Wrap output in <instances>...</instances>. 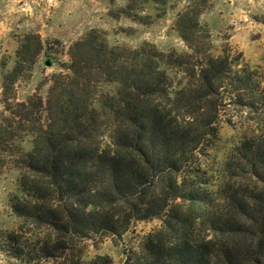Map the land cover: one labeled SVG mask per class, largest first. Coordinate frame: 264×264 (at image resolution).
<instances>
[{"label":"trees","instance_id":"obj_1","mask_svg":"<svg viewBox=\"0 0 264 264\" xmlns=\"http://www.w3.org/2000/svg\"><path fill=\"white\" fill-rule=\"evenodd\" d=\"M162 1L128 0L121 13L146 23L136 5ZM190 2L176 21L188 50L111 46L92 29L71 46L69 72L53 75L46 103L39 95L12 101L16 81L43 47L40 37L19 41L14 66L2 69L9 115L0 119V148L6 134L26 135L31 148L19 161L21 194L11 205L20 232H0V249H18L32 263L35 252L36 264H45L64 257L75 239L161 218L127 264H264V72L229 43L216 53L200 21L208 1ZM224 118L254 124L233 149L250 182L213 193L193 164ZM26 232L31 238L22 243ZM111 262L98 256L70 264Z\"/></svg>","mask_w":264,"mask_h":264},{"label":"rangeland","instance_id":"obj_2","mask_svg":"<svg viewBox=\"0 0 264 264\" xmlns=\"http://www.w3.org/2000/svg\"><path fill=\"white\" fill-rule=\"evenodd\" d=\"M207 1L208 6L200 21L211 31L215 52L220 53L223 46L229 43L235 53L243 54L246 63L264 72V0ZM127 3L128 0H0V119L4 114L9 115L3 102L2 69L14 66L19 41L26 35H31L33 43L40 37L43 47L34 64L25 66L14 85L11 96L16 102L28 101L32 96L39 95L46 103L53 75L69 72L66 65L71 61V46L92 29L102 30L111 46L138 48L149 42L164 51L188 50L179 35L176 21L190 5V0H163L158 4L136 5L134 10L147 16L146 23L121 13ZM228 113L229 116L237 115L233 110ZM16 126L15 133H22L19 123L16 122ZM253 128L254 124L246 119L238 118L231 125L224 118L211 148L204 154L201 151L197 154L193 166L206 172L201 180L208 183L207 187L213 193L229 185L237 188L241 183L250 182L247 180L249 174L237 163L233 149ZM5 137L9 142L0 148V232H20L21 221L11 205L12 200L21 194L18 164L24 152L31 148V142L26 135L12 138L6 134ZM187 209V204H184L182 210ZM162 225L161 218L133 219L129 228L121 234L104 232L93 234L82 242L75 239L78 243L64 257L47 259L43 263L70 264L79 258L83 262H91L98 256H109L112 260L110 264H127L131 255L141 251L146 237ZM26 233L22 243L31 238L29 232ZM2 242L0 237V244ZM17 250L0 249V264H36L39 261L35 252L30 254L34 260L32 263L27 257L17 256Z\"/></svg>","mask_w":264,"mask_h":264},{"label":"water","instance_id":"obj_3","mask_svg":"<svg viewBox=\"0 0 264 264\" xmlns=\"http://www.w3.org/2000/svg\"><path fill=\"white\" fill-rule=\"evenodd\" d=\"M49 64V63H48Z\"/></svg>","mask_w":264,"mask_h":264}]
</instances>
